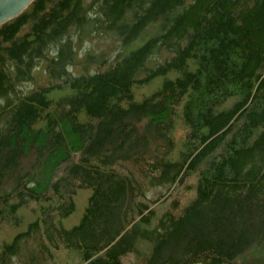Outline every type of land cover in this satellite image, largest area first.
I'll return each mask as SVG.
<instances>
[{"label": "trees", "instance_id": "trees-1", "mask_svg": "<svg viewBox=\"0 0 264 264\" xmlns=\"http://www.w3.org/2000/svg\"><path fill=\"white\" fill-rule=\"evenodd\" d=\"M0 264H264V0L0 24Z\"/></svg>", "mask_w": 264, "mask_h": 264}, {"label": "water", "instance_id": "water-1", "mask_svg": "<svg viewBox=\"0 0 264 264\" xmlns=\"http://www.w3.org/2000/svg\"><path fill=\"white\" fill-rule=\"evenodd\" d=\"M32 0H0V24L21 13Z\"/></svg>", "mask_w": 264, "mask_h": 264}, {"label": "rangeland", "instance_id": "rangeland-1", "mask_svg": "<svg viewBox=\"0 0 264 264\" xmlns=\"http://www.w3.org/2000/svg\"><path fill=\"white\" fill-rule=\"evenodd\" d=\"M95 47H97V46H95ZM37 71H38V73H37V78H38V80H39L40 82L44 83L45 80H46V77H45V74H44V72H43V66H42L39 70H37ZM138 244L141 245V246L143 247V251H145L146 253L149 252L150 249H151V244H150V242H148V241H146V240H144V239H140V240L138 241Z\"/></svg>", "mask_w": 264, "mask_h": 264}]
</instances>
